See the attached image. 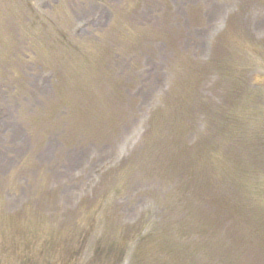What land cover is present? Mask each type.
<instances>
[{"label": "rangeland", "instance_id": "rangeland-1", "mask_svg": "<svg viewBox=\"0 0 264 264\" xmlns=\"http://www.w3.org/2000/svg\"><path fill=\"white\" fill-rule=\"evenodd\" d=\"M0 264H264V0H0Z\"/></svg>", "mask_w": 264, "mask_h": 264}]
</instances>
